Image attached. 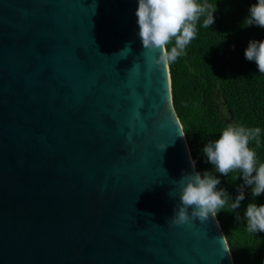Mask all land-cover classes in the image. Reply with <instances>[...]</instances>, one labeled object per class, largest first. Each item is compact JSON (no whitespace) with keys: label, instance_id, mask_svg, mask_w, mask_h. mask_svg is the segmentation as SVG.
Instances as JSON below:
<instances>
[{"label":"water","instance_id":"water-1","mask_svg":"<svg viewBox=\"0 0 264 264\" xmlns=\"http://www.w3.org/2000/svg\"><path fill=\"white\" fill-rule=\"evenodd\" d=\"M137 8L0 0V264H235L217 217L171 224L197 169Z\"/></svg>","mask_w":264,"mask_h":264},{"label":"trees","instance_id":"trees-1","mask_svg":"<svg viewBox=\"0 0 264 264\" xmlns=\"http://www.w3.org/2000/svg\"><path fill=\"white\" fill-rule=\"evenodd\" d=\"M207 2L217 10L215 23L205 28L201 18L197 36L187 46L186 54L169 65L173 104L197 171H212L221 180L218 188L225 189L234 200L243 183L241 173H216L202 149L218 139L228 124L259 127V143L253 140L249 146L256 151L258 161L264 163V74L259 73L255 61H248L244 55L249 41H264V28L247 27L245 21L256 0ZM251 202L264 204V194L255 198L246 188L239 209L233 211L226 205L217 216L235 264H264V232L248 231L244 217Z\"/></svg>","mask_w":264,"mask_h":264},{"label":"clouds","instance_id":"clouds-1","mask_svg":"<svg viewBox=\"0 0 264 264\" xmlns=\"http://www.w3.org/2000/svg\"><path fill=\"white\" fill-rule=\"evenodd\" d=\"M216 11L207 0H138L135 15L143 49L161 51L154 60L158 66L176 62L196 38L201 18L202 26L209 28L215 23ZM248 11L247 27L264 28V0H256ZM169 44H172L170 49ZM126 48L131 49L130 44ZM244 55L248 61H255L259 73L264 74V41H249ZM260 134L259 127L228 124L218 139L205 144L202 153L216 173L223 176L233 171L241 173L243 183L237 188L239 194L233 200L225 189L218 188L221 180L212 171L186 173L180 181V204L174 209L172 225L182 226L197 219L207 222L215 219L226 205L235 211L245 199L246 188L251 189L255 198L264 194V163L258 161L256 151L249 146L253 140L259 143ZM161 147L165 150L167 145ZM190 162L195 169L196 161ZM172 195L170 192L169 196ZM244 217L248 231L264 232V204L249 203ZM236 218L240 219L238 213Z\"/></svg>","mask_w":264,"mask_h":264}]
</instances>
